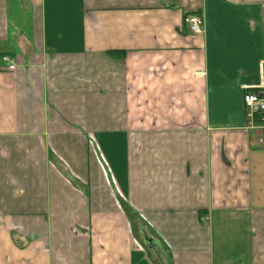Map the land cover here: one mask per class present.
<instances>
[{
	"label": "crops",
	"instance_id": "1",
	"mask_svg": "<svg viewBox=\"0 0 264 264\" xmlns=\"http://www.w3.org/2000/svg\"><path fill=\"white\" fill-rule=\"evenodd\" d=\"M252 91L264 0H0V264H264Z\"/></svg>",
	"mask_w": 264,
	"mask_h": 264
},
{
	"label": "built area",
	"instance_id": "2",
	"mask_svg": "<svg viewBox=\"0 0 264 264\" xmlns=\"http://www.w3.org/2000/svg\"><path fill=\"white\" fill-rule=\"evenodd\" d=\"M185 23L192 34H202L205 28V18L200 14L187 15ZM1 61L4 62L9 71L17 68L16 62L9 55H2ZM244 104L247 107L246 117L247 124L251 128L263 129V134L259 142L264 145V92L252 91L244 95Z\"/></svg>",
	"mask_w": 264,
	"mask_h": 264
}]
</instances>
